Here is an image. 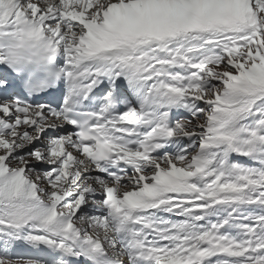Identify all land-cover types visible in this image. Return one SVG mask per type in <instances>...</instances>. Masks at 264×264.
<instances>
[{
    "label": "snow or ice",
    "instance_id": "obj_1",
    "mask_svg": "<svg viewBox=\"0 0 264 264\" xmlns=\"http://www.w3.org/2000/svg\"><path fill=\"white\" fill-rule=\"evenodd\" d=\"M0 264H264V0H0Z\"/></svg>",
    "mask_w": 264,
    "mask_h": 264
}]
</instances>
